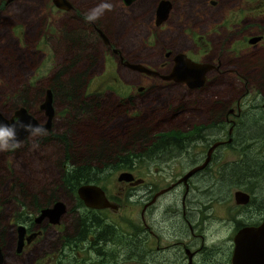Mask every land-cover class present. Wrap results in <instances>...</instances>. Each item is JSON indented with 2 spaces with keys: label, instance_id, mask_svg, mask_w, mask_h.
<instances>
[{
  "label": "rangeland",
  "instance_id": "374dc122",
  "mask_svg": "<svg viewBox=\"0 0 264 264\" xmlns=\"http://www.w3.org/2000/svg\"><path fill=\"white\" fill-rule=\"evenodd\" d=\"M3 1L0 0V112L3 115H10L12 110L19 106L16 104L20 101L24 105L30 97L38 96L42 99L43 91L48 89L51 92L53 109L51 129L61 131L64 130L65 113H69L73 104L81 106L80 95L85 100L89 96H95L93 101L87 100L89 106H93L91 103L96 102L91 114L99 113L98 117H105V120L101 122L100 127L95 129L92 127L94 131L89 130L90 126L86 124L81 125V129L76 126L74 132L81 134L84 131L86 134L89 133L87 136L91 139L103 137L101 138L103 141H107L104 136L111 135L119 142L118 147L121 149L120 143L126 145L123 138L124 131L136 126L140 118L145 120L143 125L149 127L158 118L160 126L152 127V132L169 128L165 117L159 116L168 100L172 102L171 106L183 108L178 110L179 113L173 119V127L186 128L209 119V115L204 111V101L213 100L214 96L222 97L223 101L233 98L234 87L222 83L209 87L207 95L203 96V92L195 90L184 96L185 87L183 86L169 85L167 81H160L143 75L142 72L126 69L104 50L94 35L88 32L86 39L94 44V47L89 48L88 51L96 52V59L88 65L84 57L74 62V58L68 56L62 43H56L47 38V36L51 38L62 36L65 43L70 41L74 46H81L80 33L67 31L87 25L84 22L85 13L95 8L101 0H67L69 5L74 7L73 13L56 11L51 3L52 0H14L6 9H1ZM160 1L133 0L125 6L126 4L124 5L121 0H110L113 10L103 12L94 23L107 31L111 43L122 52L126 61H138L149 69H155L157 62L163 60L162 54L165 51L179 50L186 51L196 60L205 57L219 59L226 76L229 74L225 70H229V73L235 69L258 71L252 70L244 54L239 57L237 63L234 61V57L248 49L245 50L244 45L241 47L237 45V49L235 48L233 32L234 29H237L238 33L242 29H247L244 23L249 20L264 18V3L259 5V2L264 0H251L248 5H243L244 0L237 1L239 7L246 9H241L242 18L238 21L243 23H239L238 28L234 25L233 17L235 15L233 9L238 10V8L236 3L233 4V0H162L169 3L170 9L166 17L155 24V4ZM208 1H215L216 6L205 8ZM237 14L239 17L241 12ZM76 15L79 16V20L72 18ZM63 39L59 38L56 41ZM255 48L256 46L253 47ZM71 66L72 69H70ZM60 68L62 69L59 70ZM79 72L83 75L82 81L87 82L85 87L81 85L82 81L81 84L78 82L75 84L74 81L78 79L70 78L71 75ZM167 73L168 71H163L161 75ZM56 74L59 76L57 77ZM226 79L227 82L233 83L231 77ZM70 81L71 84H69ZM60 82H62L61 85ZM76 85L78 88L74 93ZM138 88L141 90L137 91ZM236 89L241 92L243 86L236 85ZM253 92L256 93L254 90ZM73 95L74 99H72ZM125 96H131V99L135 101L129 104L121 103L122 106H119L118 102ZM204 97L205 99L202 100ZM27 104H25L26 108L35 118L43 119L42 112L37 109V103ZM62 111L65 112L62 113ZM178 124L181 125L177 126ZM21 141L22 145L17 150L0 152V225L12 226L13 218H16L13 215L20 208L23 210L26 206L32 210L34 207L30 203L31 198L36 195L35 200L39 201L38 191L46 188L56 190L57 197L66 206V210L77 207L79 214H83L84 209L81 204L65 194L66 188L64 189L63 184L58 190L62 182L60 163L63 152L60 143L55 140L43 142L38 137L31 136ZM41 142L43 143L40 144ZM34 144L38 147H33ZM131 159L133 162L136 158ZM140 162L142 166L135 167L132 163L134 167L129 171L134 177L141 176L146 185L151 183L157 188L166 186L171 176L182 169L181 164L176 161L165 163L166 160L156 159L155 156L141 157ZM66 165L68 166L65 164L64 167ZM104 171L98 172L103 173V176L98 177L95 184L115 197L119 204L117 211H105L106 222L118 226V229L125 233L124 241H126V234L135 226L136 212H138L135 200L139 190L132 188V185H128L125 181L116 180L117 174L122 170ZM20 189L32 193V196L22 198ZM19 200L23 202V205L18 204ZM211 212L221 214L222 210L213 205ZM66 215L63 221L69 222L73 216L70 215L67 218ZM12 231V228H7L9 237L0 239L2 241L0 264H38V255L43 250H52L54 238H56L54 230L49 228L44 240L38 241L17 255L14 252L13 239H11ZM129 242L127 240V248ZM111 248L113 247L110 246L109 249ZM81 254L82 258L92 256L91 253L82 251ZM126 254H133L132 248L126 249ZM135 263L132 257L120 262L109 261L108 264Z\"/></svg>",
  "mask_w": 264,
  "mask_h": 264
},
{
  "label": "flooded vegetation",
  "instance_id": "af4514ba",
  "mask_svg": "<svg viewBox=\"0 0 264 264\" xmlns=\"http://www.w3.org/2000/svg\"><path fill=\"white\" fill-rule=\"evenodd\" d=\"M237 1L233 0V4L236 3L238 8V10L233 9L236 28H238L239 23H243L238 20L242 18V10H246L242 9V6L239 7ZM121 2L124 4V0H121ZM161 2L166 1L161 0L158 4H155V23L164 15L166 17L170 9L167 2V12L162 16V6H159ZM242 3L248 5L251 0H244ZM263 3V1L259 2V5ZM10 4L11 2L6 4V0H4L1 9H6ZM207 4L205 8L206 6L210 8L216 6L215 1H208ZM67 7H69L67 10H60L53 5L56 11L74 12L72 5ZM249 10L252 9L249 8ZM237 12H241L239 17ZM72 18L79 20L78 15L72 16ZM84 22L87 25L71 31L65 30L67 32H79L82 39L81 46H74L70 41L65 43V39L61 38L62 36L57 38L47 36V38L56 43H62L68 56L74 58V62L84 57L88 65L96 59V52L88 51L89 48L94 47V44L86 39L88 32V34L94 35L99 44L104 47V50L110 53L126 69L131 70L128 68L131 65H141L140 62L135 60H133L134 62L126 61L122 56V52L111 43L105 29L94 22L86 21L85 18ZM244 24L247 29H242L239 33L237 29H234L233 41L236 43V49L237 45H240V47L244 45L245 50H248L234 57V61L237 63L239 57L244 54L246 60L251 64L252 70L257 69L258 71H238L235 69V71L229 73V70H225L229 74L226 76L219 59L213 60L211 57H205L196 60L186 51L179 50L175 52L165 51L162 54L163 60L157 62L155 69H150L158 72V75L150 77L167 81L169 85L185 87L184 96L195 90L203 92L202 95L204 96L209 87L222 83L234 87L233 98L223 101L222 97L214 96L213 100L204 101V111L209 115V119L207 118L205 121L199 122L198 125H191L186 128H182V126L173 127V119L179 113L178 110L183 108L171 106L172 102L167 101L165 109L159 116L165 117L166 124L169 123L167 126L169 128L160 131H177L181 132L182 136L173 137L170 133L171 137H167L166 143L148 144L152 147L151 150L146 145L145 147L139 146L135 151L134 158L136 159L133 164L135 167H140L142 166L141 157L155 156L156 159L166 160L165 163L176 161L181 164L182 169L172 175L170 182L161 188H157L151 183L146 185L141 176L134 177L129 170H122L130 172L133 177L132 182L128 181L126 183L139 190L136 193L135 200L138 208L135 226L132 227V231L126 234V241H124L125 233L121 232L118 226L106 222L107 215L105 211L118 210L119 204L116 202V198L107 194L101 186L95 183L82 184H92L99 187L105 198L115 205L114 209L86 206L77 197L76 189L82 185L80 184L74 188V194L68 191H65V194L78 202L80 201L79 203L84 209L83 214H79L77 207L66 210V206L63 204L64 209L54 223L50 222L48 216L36 219L41 209L51 207L55 202L60 201L54 188H46L38 191L39 201L35 200L36 195L31 198L30 203L33 204L34 202L33 207L35 201L39 202L37 207L32 210L26 206L23 210L20 208L13 215L16 218H13L12 226L0 225V239L8 238L10 234H8L7 228H12L11 239L14 242V252L18 255L38 241L44 240L46 231L49 228L53 229L56 238H54L52 250H43L38 255V264H108L109 261L120 262L123 259L132 257L136 262L135 264H233L234 238L237 234L243 230L255 229L259 227L258 225L264 223V18L249 20ZM232 25L233 20L231 21ZM59 38L63 40L56 41ZM252 39L257 40L254 43H249ZM254 46H256L255 49H253ZM176 54L204 66L205 71L202 74L203 81L200 86L190 88L186 83L160 78L163 71H171ZM71 65L73 64L71 63ZM70 69H72V66ZM56 76L59 75L56 74ZM226 77H231L233 83L232 81L227 82ZM81 83L84 87L87 84L85 81ZM61 84L62 82H60ZM236 85L243 86V90L240 92L236 89ZM140 88L137 91L141 90ZM253 90L256 92L255 94ZM43 93L45 94L44 91ZM37 97H30V100L24 103H37V109L42 112L43 119L35 118L25 104L23 105L22 101L16 104L19 106L13 109L10 115L0 113L4 117H11L14 111L21 107L41 123L46 119L43 109L40 108L44 95L42 99ZM244 98L245 101H243ZM94 99L95 96L87 97L86 100L81 102V107L87 105V100L93 101ZM134 101L131 96H125L121 98L118 105L122 106L121 103L129 104ZM93 103L96 106V102ZM98 114L96 113L94 119L90 122V126L94 129L100 127L101 122L105 120V117L99 118ZM63 123L65 125L69 123V120L66 119ZM143 124H145V120L140 118L135 128L139 126L138 130L153 134L156 132H152V127L160 126V121L156 118L151 127ZM51 126L50 119L49 134L38 137V139L43 142L55 140L60 143L62 149L67 145L74 146L72 139L67 143L66 141L62 142L56 136L65 133L67 131L65 128L59 131L60 129L52 130ZM65 136L68 137V134L65 133ZM25 137H29V134ZM70 138H72V134H70ZM147 150H150V153H146ZM64 161L66 160L62 158L60 165ZM190 170H193L192 173L185 176ZM101 176H103V173L90 175L92 179ZM20 192L22 198L26 199L32 196V193L25 192L23 189H20ZM50 195H53V197L48 198ZM18 204L23 205V202L19 200ZM213 205L219 207L222 213L213 214L211 212ZM67 211L68 214L66 215ZM65 215L67 218L70 215L73 217L69 222H64ZM18 227L22 228L20 234L17 231ZM18 237L21 238V245L17 251ZM254 237V232L248 234L246 238L248 244L249 242L253 244ZM258 238L262 241L264 232L260 233ZM127 240L130 241L128 248H132L133 254H126V249H128L126 247ZM1 243L2 241H0V257L2 259ZM110 246L113 247L111 248L112 252L109 249ZM81 251L87 254L91 253L92 256L82 258Z\"/></svg>",
  "mask_w": 264,
  "mask_h": 264
},
{
  "label": "trees",
  "instance_id": "16d2710c",
  "mask_svg": "<svg viewBox=\"0 0 264 264\" xmlns=\"http://www.w3.org/2000/svg\"><path fill=\"white\" fill-rule=\"evenodd\" d=\"M81 75L82 73L79 72L71 75L70 78H75L76 80L78 79V81H74V83L77 84V82L80 83L83 79V75ZM71 83L72 82L70 81L69 84ZM77 88V85L74 86V93L76 92ZM80 98L82 99V101L85 100L81 95ZM72 99H74V95ZM79 103L81 104V102ZM91 105L93 106H89V104H87L84 107H81L77 106L76 104H73V106L69 110V113L66 112L64 115V120H69V123L64 125V128L67 130L65 131V133L68 134V137L65 136V133L59 136L56 135L61 139L62 142L66 141L68 143L72 139V142L74 143V146L71 147V145H67L64 149H62L63 160L65 159L67 162L64 161L61 164L62 182L58 187V190H60L63 184L64 189L66 188L65 191L74 194L73 192L76 186L82 183L97 182L98 178L92 179L90 175L98 174V172L105 169H107V172L117 170H130L134 167L132 165L133 162L131 158L136 155L135 151L138 149L139 146L145 147L146 145L151 150L152 147L148 144L166 143L167 137H171V135L173 137L182 136L181 132L177 131H158L156 133L151 134L138 130L139 126L136 128L134 126L132 129L124 131L125 135L123 138H125L126 145L124 146L122 143H120L122 146V148L120 149V147H118L119 142L116 141L111 135L104 136L107 141H103L101 140V138L103 137H94V139H91V137L87 136L89 135V133L86 134L84 131H82L81 134L74 132L76 130V126L78 129H81V125L88 124L90 126V122H92V119H94L95 117V114H91L94 110V103L92 102ZM63 112L65 111H62V113ZM91 128L92 126L89 127V130L94 131ZM195 128L197 129V127ZM69 133L72 134V138H70ZM99 141L102 142L99 143ZM128 141L130 142L127 143ZM150 150H147L145 152L150 153ZM65 164H68V166L66 165L64 167ZM49 197L51 198L53 197V195L48 196V198ZM35 202L36 203L34 207H37L39 205V202Z\"/></svg>",
  "mask_w": 264,
  "mask_h": 264
},
{
  "label": "water",
  "instance_id": "95a60500",
  "mask_svg": "<svg viewBox=\"0 0 264 264\" xmlns=\"http://www.w3.org/2000/svg\"><path fill=\"white\" fill-rule=\"evenodd\" d=\"M13 0H6V4L9 2H12ZM131 2V0H124V4H128ZM52 4L62 10H67L69 7H67L69 4L67 0H52ZM159 6H162V16L167 12L168 3L167 2H161ZM165 17V15H164ZM164 17H161L156 21L155 24H158ZM257 39H252L249 41V43H254V41ZM174 66L165 75H161L160 78L162 80H173L175 82H181L186 83L188 87L190 88H196L197 86H200L203 81V72L205 71L204 66L201 64H196L188 59H186L184 56L176 54L174 56ZM133 71L142 72L143 74L147 76H155L158 75L157 71H152L146 67H143L141 65H131L128 66ZM40 108L43 109V113L45 115V120L41 123H39L31 114L27 112L24 108H17L14 111L13 116L11 117H4L0 113V123H6L11 124L15 122L17 119L24 121L25 123L31 122L33 124H39L45 127L46 129H49L50 127V119L53 114V109L51 106V92L46 89L43 102L40 105ZM28 133L24 131H18L17 137L18 140L23 139L25 136H27ZM196 169V168H194ZM193 170L188 171L185 176H188L192 173ZM117 181H131L133 180V177L130 172L128 171H121L116 176ZM77 197L86 205L89 207L94 208H104V207H110L112 209L115 208V205L110 203L104 196L103 191L97 187L96 185L92 184H82L76 189ZM64 205L62 202L57 201L55 202L51 207L43 208L39 211L38 216L36 219H39L43 216H48L51 223H54L59 214L63 211ZM259 227L251 230H243L240 231L237 236L234 238L235 240V246L233 250V264H264V239L260 241V238H258V235L262 232H264V223H261L258 225ZM22 230L21 227L17 228V231L20 234V231ZM250 232H254V241L253 244L246 241V238ZM262 235V234H261ZM21 245V238L18 237L17 240V247L16 250L18 251L20 249ZM1 255V254H0ZM1 260V257H0Z\"/></svg>",
  "mask_w": 264,
  "mask_h": 264
},
{
  "label": "clouds",
  "instance_id": "9594fccd",
  "mask_svg": "<svg viewBox=\"0 0 264 264\" xmlns=\"http://www.w3.org/2000/svg\"><path fill=\"white\" fill-rule=\"evenodd\" d=\"M113 4L110 0H101V2L93 9H90L85 13V20L88 22H94L100 18V16L105 11H112ZM24 131L29 134V136L43 137L47 136L48 129L39 124H33L31 122L25 123L22 120L17 119L11 124L0 123V152L5 151H15L21 147L22 141L18 140V131ZM33 147H38L34 144Z\"/></svg>",
  "mask_w": 264,
  "mask_h": 264
}]
</instances>
